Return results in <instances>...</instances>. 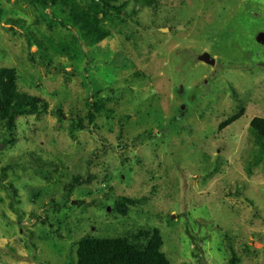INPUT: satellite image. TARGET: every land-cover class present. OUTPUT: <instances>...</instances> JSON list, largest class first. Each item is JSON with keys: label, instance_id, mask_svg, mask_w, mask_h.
Listing matches in <instances>:
<instances>
[{"label": "rangeland", "instance_id": "obj_1", "mask_svg": "<svg viewBox=\"0 0 264 264\" xmlns=\"http://www.w3.org/2000/svg\"><path fill=\"white\" fill-rule=\"evenodd\" d=\"M62 1L0 0V68L47 104L0 120V264L154 229L169 264H264V0H70L105 13L99 43Z\"/></svg>", "mask_w": 264, "mask_h": 264}, {"label": "trees", "instance_id": "obj_2", "mask_svg": "<svg viewBox=\"0 0 264 264\" xmlns=\"http://www.w3.org/2000/svg\"><path fill=\"white\" fill-rule=\"evenodd\" d=\"M98 1L104 7L119 12L118 7L113 6L118 0ZM35 2L44 9L56 6V0H35ZM61 3L69 8L66 12L67 19L89 43H99L108 36L100 25L103 17L99 18V13L103 12L97 7L73 4L70 0H63ZM46 106L47 104L39 98L17 91L16 75L13 69L0 68V120L4 122L8 131L13 129L16 116L37 114L41 110L44 111ZM99 111L97 104H93L92 112L87 114L90 123H93ZM237 119L238 116L231 117L223 122L219 129L228 127ZM249 131L254 137L264 138V119L253 118L249 123ZM125 202L132 204L129 199H125ZM119 205L122 206L117 204ZM161 248L162 238L157 229L149 233L148 241L143 248L129 243L124 238L86 237L80 239L77 244L76 262L77 264H169Z\"/></svg>", "mask_w": 264, "mask_h": 264}, {"label": "water", "instance_id": "obj_3", "mask_svg": "<svg viewBox=\"0 0 264 264\" xmlns=\"http://www.w3.org/2000/svg\"><path fill=\"white\" fill-rule=\"evenodd\" d=\"M200 60L202 61V62H204V63H206V64H209V65H214V63H215V60L213 59V58H211L210 56H209V54H207V53H204L201 57H200Z\"/></svg>", "mask_w": 264, "mask_h": 264}]
</instances>
